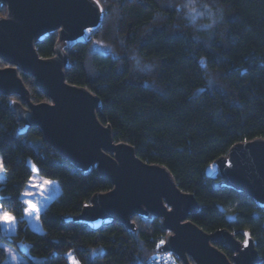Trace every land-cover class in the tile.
Segmentation results:
<instances>
[{
  "label": "trees",
  "instance_id": "16d2710c",
  "mask_svg": "<svg viewBox=\"0 0 264 264\" xmlns=\"http://www.w3.org/2000/svg\"><path fill=\"white\" fill-rule=\"evenodd\" d=\"M97 1L104 10L99 29L87 43L65 47L66 82L100 99L98 119L111 127L115 143L167 168L178 189L195 197L194 224L208 234L228 230L241 242L247 233L264 264V210L206 175L234 145L264 139V0ZM205 7L210 17L198 24ZM57 41L56 32L38 43L39 56L53 57ZM7 66L0 59V69ZM19 75L33 103L49 102L32 77ZM12 100L19 97L0 96V205L15 216L16 230L8 235L0 226V264H6L4 244L21 249V264H147L170 234L161 219L132 218L136 232L120 223L94 231L69 222L112 183L96 168L76 169L39 128L20 134ZM31 163L61 188L40 214L42 233L23 214ZM216 247L232 261L227 246Z\"/></svg>",
  "mask_w": 264,
  "mask_h": 264
},
{
  "label": "water",
  "instance_id": "95a60500",
  "mask_svg": "<svg viewBox=\"0 0 264 264\" xmlns=\"http://www.w3.org/2000/svg\"><path fill=\"white\" fill-rule=\"evenodd\" d=\"M0 8L6 10L0 15V59L8 65L0 69V96L19 97L9 106L23 124L20 134L39 128L44 141L76 169L87 173L96 168L112 183L110 191L95 194L69 222L94 231L120 223L136 232L132 218L153 216L170 232L158 253H173L182 264L260 263L256 241L247 233L241 242L228 230L208 234L194 224L195 197L178 189L167 168L146 164L132 146L115 143L111 127L98 119L100 99L66 82L65 47L87 43L103 22L97 0H0ZM56 32L55 55L40 57L36 45ZM19 71L34 79L49 102L31 101ZM206 175L264 210V139L234 145L207 167ZM216 246H227L232 261Z\"/></svg>",
  "mask_w": 264,
  "mask_h": 264
},
{
  "label": "rangeland",
  "instance_id": "374dc122",
  "mask_svg": "<svg viewBox=\"0 0 264 264\" xmlns=\"http://www.w3.org/2000/svg\"><path fill=\"white\" fill-rule=\"evenodd\" d=\"M204 9H206L204 10L206 12H202V14L198 12L199 15L197 16L198 24L202 23L205 19L210 17V13H208V8L205 7ZM190 12L192 15L197 14L195 10L190 9ZM206 14H208L209 16H206ZM0 15L5 16L4 12L3 13L0 12ZM0 162H2V158H0ZM31 167L33 173L30 177L29 182L27 183L26 187L21 193V199L24 204L23 214H24V218L26 219L27 223L32 228V230H34L37 233H42L43 229L39 219L40 214L46 210L51 200H53L59 195L61 188L57 180L47 179L39 176L36 167L33 163H31ZM46 180L49 181L50 183L44 184V181ZM4 181H5L4 171L2 170L0 171V185L3 184ZM26 193L28 194L26 195ZM29 203L35 205L37 209V211L32 212L31 215L26 214V210H28ZM5 213L15 218L13 214L3 210L0 205V215H3ZM0 226L2 227V230L6 234L11 235L16 230V218L14 219V222L11 224L0 221ZM4 248L6 250V255H7L6 264H21L22 262L25 261V257L20 252L21 249L14 248L6 244H4ZM71 264H74V260H71Z\"/></svg>",
  "mask_w": 264,
  "mask_h": 264
},
{
  "label": "built area",
  "instance_id": "2783aa9c",
  "mask_svg": "<svg viewBox=\"0 0 264 264\" xmlns=\"http://www.w3.org/2000/svg\"><path fill=\"white\" fill-rule=\"evenodd\" d=\"M147 264H182L173 253H157L147 260Z\"/></svg>",
  "mask_w": 264,
  "mask_h": 264
},
{
  "label": "snow or ice",
  "instance_id": "6c2138e0",
  "mask_svg": "<svg viewBox=\"0 0 264 264\" xmlns=\"http://www.w3.org/2000/svg\"><path fill=\"white\" fill-rule=\"evenodd\" d=\"M3 170V163L2 162H0V171H2ZM50 182L49 181H44V184H49ZM28 193H26V195H27ZM37 211V209H36V206L35 205H33V204H31V203H29V205H28V210H26V214L27 215H31L32 214V212H36ZM14 217H12V216H10V215H8V214H3V215H0V221H3L4 223H8V224H11V223H13L14 222ZM163 243V242H162ZM74 264H76V262H74Z\"/></svg>",
  "mask_w": 264,
  "mask_h": 264
},
{
  "label": "bare ground",
  "instance_id": "6f19581e",
  "mask_svg": "<svg viewBox=\"0 0 264 264\" xmlns=\"http://www.w3.org/2000/svg\"><path fill=\"white\" fill-rule=\"evenodd\" d=\"M6 64V63H5ZM7 65V64H6Z\"/></svg>",
  "mask_w": 264,
  "mask_h": 264
}]
</instances>
